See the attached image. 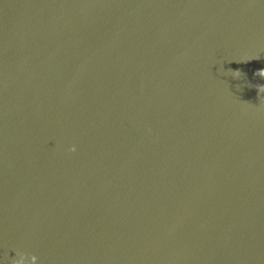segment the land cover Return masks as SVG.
<instances>
[{"label":"water","instance_id":"obj_1","mask_svg":"<svg viewBox=\"0 0 264 264\" xmlns=\"http://www.w3.org/2000/svg\"><path fill=\"white\" fill-rule=\"evenodd\" d=\"M261 68L264 0H0V264H264Z\"/></svg>","mask_w":264,"mask_h":264},{"label":"clouds","instance_id":"obj_2","mask_svg":"<svg viewBox=\"0 0 264 264\" xmlns=\"http://www.w3.org/2000/svg\"><path fill=\"white\" fill-rule=\"evenodd\" d=\"M229 71L232 73L233 77L239 78L241 76V71L239 69H237V70H231L230 69ZM254 74L258 75L260 77H264V68L258 69ZM257 88H258V95L260 98L262 95H264V84L257 85ZM69 151L75 152L76 151V145H71ZM18 254L19 253L17 252V255ZM32 259L34 261H37L38 257L36 255L32 254ZM12 264H19V261L14 259L12 261Z\"/></svg>","mask_w":264,"mask_h":264}]
</instances>
